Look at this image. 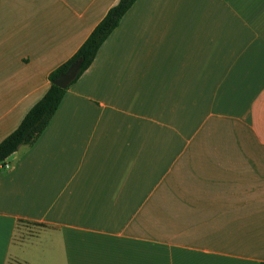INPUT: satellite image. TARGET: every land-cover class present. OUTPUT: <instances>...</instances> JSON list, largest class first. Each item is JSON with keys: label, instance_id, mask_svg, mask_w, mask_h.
<instances>
[{"label": "crops", "instance_id": "crops-1", "mask_svg": "<svg viewBox=\"0 0 264 264\" xmlns=\"http://www.w3.org/2000/svg\"><path fill=\"white\" fill-rule=\"evenodd\" d=\"M116 2L0 0V141ZM9 163L0 264L264 261V0H135Z\"/></svg>", "mask_w": 264, "mask_h": 264}, {"label": "trees", "instance_id": "trees-1", "mask_svg": "<svg viewBox=\"0 0 264 264\" xmlns=\"http://www.w3.org/2000/svg\"><path fill=\"white\" fill-rule=\"evenodd\" d=\"M134 2L135 0H117L95 24L77 50L49 73V85L46 91L27 110L15 129L1 139L0 163H4L7 157L15 152L20 145H30L35 141L49 123L67 87L91 64L102 42L118 25L122 16ZM77 59H80L81 62L73 80L66 87H60L53 83L52 80ZM258 264H264V261H260Z\"/></svg>", "mask_w": 264, "mask_h": 264}, {"label": "water", "instance_id": "water-1", "mask_svg": "<svg viewBox=\"0 0 264 264\" xmlns=\"http://www.w3.org/2000/svg\"><path fill=\"white\" fill-rule=\"evenodd\" d=\"M81 60L77 59L69 64L65 71L58 74L52 81L60 87H66L76 76ZM14 152L7 157V160L13 158Z\"/></svg>", "mask_w": 264, "mask_h": 264}, {"label": "built area", "instance_id": "built-area-1", "mask_svg": "<svg viewBox=\"0 0 264 264\" xmlns=\"http://www.w3.org/2000/svg\"><path fill=\"white\" fill-rule=\"evenodd\" d=\"M10 167V163H9V160H5L4 163H0V168H4V169H7Z\"/></svg>", "mask_w": 264, "mask_h": 264}, {"label": "rangeland", "instance_id": "rangeland-1", "mask_svg": "<svg viewBox=\"0 0 264 264\" xmlns=\"http://www.w3.org/2000/svg\"><path fill=\"white\" fill-rule=\"evenodd\" d=\"M10 160H13V158H12V159H10ZM10 160H9V161H10Z\"/></svg>", "mask_w": 264, "mask_h": 264}]
</instances>
